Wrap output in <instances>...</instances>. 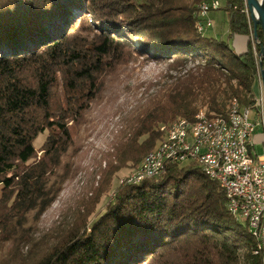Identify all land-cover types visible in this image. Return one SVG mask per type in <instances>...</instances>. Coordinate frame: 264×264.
Instances as JSON below:
<instances>
[{
    "label": "trees",
    "instance_id": "16d2710c",
    "mask_svg": "<svg viewBox=\"0 0 264 264\" xmlns=\"http://www.w3.org/2000/svg\"><path fill=\"white\" fill-rule=\"evenodd\" d=\"M206 1L0 0V264H264L223 190L192 162L136 184L125 178L95 211L111 178L134 172L173 121H192L201 109L225 117L233 102L254 107L250 42L236 55L227 41L197 32ZM219 10L230 14L228 39L248 37L245 0H224ZM257 37L260 51V28ZM135 53L184 73L110 143L72 221L37 252L35 224L78 173L71 158L90 105Z\"/></svg>",
    "mask_w": 264,
    "mask_h": 264
},
{
    "label": "rangeland",
    "instance_id": "374dc122",
    "mask_svg": "<svg viewBox=\"0 0 264 264\" xmlns=\"http://www.w3.org/2000/svg\"><path fill=\"white\" fill-rule=\"evenodd\" d=\"M219 2L221 6L224 5V0H219ZM210 18L212 28L206 30L204 34L206 37L227 41L236 55L245 51L248 39L244 37L227 38L230 21L228 12L219 10L211 13ZM191 66L192 64L188 65V67ZM183 71L184 69L173 68L169 62L154 61L135 53L134 59L127 66L119 68L117 73L110 77L101 95L90 105L85 124L76 136L77 155L71 158V166L78 169L76 177L64 182L56 202L35 224L33 238L39 243L37 252L43 245L51 243L52 237L60 233L72 221L81 198L88 193L92 185H96L98 171L104 167V162L101 163L100 159L102 154L107 152L110 143L125 135L135 117L153 99L163 94L175 78L182 76ZM256 94L257 97H263L261 84L257 87ZM201 107L198 104V109ZM45 136L46 134L40 135L34 141L36 150L41 147ZM263 139V129L260 126L256 128L253 137L255 144L253 152L257 155L262 154ZM131 172L132 169L126 167L111 178L110 188L101 194L96 212L104 209V205L111 198L114 190L120 187ZM90 220H93V215ZM237 221L244 225L242 220L237 219ZM4 257H6L4 252H0V260Z\"/></svg>",
    "mask_w": 264,
    "mask_h": 264
},
{
    "label": "built area",
    "instance_id": "2783aa9c",
    "mask_svg": "<svg viewBox=\"0 0 264 264\" xmlns=\"http://www.w3.org/2000/svg\"><path fill=\"white\" fill-rule=\"evenodd\" d=\"M221 4L219 0L208 1L207 5L200 7V11L197 12V16L201 19L203 35L206 30L212 28V19L210 14L220 9ZM245 14L248 21V41L250 42L251 51L253 53L254 61L257 68V87L261 84V69H262V56L259 51V41L256 38L253 24L250 18L249 10L245 2ZM263 92V91H262ZM254 107H243V113H246V117L249 119V126L240 125L239 135L235 136V144H228L227 146H220V132L218 136L209 137V149L204 154H197V162L194 163L198 167V160H206V167L202 168L205 175L210 178H215L216 182L222 186H226L228 189H232V193L235 195L234 210L235 215L238 218L244 220V224L248 225L253 232L260 235V246L264 252V139L262 142V154L256 155L255 167H247L245 160L244 145H251L254 149V132L256 128L262 127L264 136V113H263V97L254 98ZM211 116H202L201 112H198L197 118H199L198 128L206 129L211 127H205L206 118ZM235 117V115H234ZM239 120V119H236ZM188 119H185V124L181 126H187ZM180 139L177 136V127L174 133H172V140ZM171 144V143H170ZM170 150V145L167 147ZM180 149H183L181 147ZM161 150V149H160ZM160 153V152H159ZM188 153H196L192 150L186 151ZM223 153H230V160H223ZM180 159H176L178 162ZM228 162V171H220V163ZM164 170H159V164L154 163L151 167L137 166L134 175H131L128 181H124L126 184H136L140 181V172H148V179L158 176Z\"/></svg>",
    "mask_w": 264,
    "mask_h": 264
},
{
    "label": "bare ground",
    "instance_id": "6f19581e",
    "mask_svg": "<svg viewBox=\"0 0 264 264\" xmlns=\"http://www.w3.org/2000/svg\"><path fill=\"white\" fill-rule=\"evenodd\" d=\"M212 1V0H210ZM207 2H202L197 6V12L200 11V7H204L207 5ZM196 12V16H197ZM197 32L202 31V23L201 19L197 16ZM235 115V117H234ZM202 116H207L202 113ZM239 119V120H236ZM185 124V119H177L170 123L167 128L166 136L164 140L149 154H147L143 162L140 166L151 167L154 163L159 164V170H163L164 166L167 164H178L182 165L185 163H196L197 162V154H204L209 149V137L218 136L220 132V146H227L228 144H235V136L230 135H239L240 134V125L241 126H249V119L246 117V113H243V108H241L238 103L233 102L227 111L225 117H211L206 118L205 127H211L206 129L198 128L199 126V118L197 115L194 117L192 121L187 122L186 130L185 126H181ZM177 127V136L180 139L172 140V133H174L175 128ZM192 142H193V151L196 153H188L186 155V151L192 150ZM171 143V144H170ZM170 145V150L167 147ZM183 147V149H180ZM161 149V150H160ZM160 152V153H159ZM245 152V160L247 162V167H255L256 163V155L253 152V146L244 145ZM178 160V162L176 161ZM223 160H230V153H223ZM198 167H206V160H198ZM201 171L204 173L202 168ZM136 171V170H135ZM220 171H228V162L220 163ZM131 175H134V172H131L125 179L128 181ZM210 178V176L206 175ZM148 179V172H140V181ZM216 181L215 178H210ZM124 183V182H123ZM138 183V182H136ZM218 183V182H217ZM219 187L223 190L224 195L227 200V208L229 213L237 220H242V218H238L235 215L234 205L235 204V195L232 193V189H228L226 186L220 185ZM247 226L248 232L250 235L257 241V248L255 253L261 250L260 246V235L256 232H253L250 227Z\"/></svg>",
    "mask_w": 264,
    "mask_h": 264
},
{
    "label": "water",
    "instance_id": "95a60500",
    "mask_svg": "<svg viewBox=\"0 0 264 264\" xmlns=\"http://www.w3.org/2000/svg\"><path fill=\"white\" fill-rule=\"evenodd\" d=\"M246 6L250 13V18L253 24V30L257 37V30L260 28L264 39V0H245ZM260 55L263 57L261 69V82L263 91V113H264V49L261 48Z\"/></svg>",
    "mask_w": 264,
    "mask_h": 264
},
{
    "label": "crops",
    "instance_id": "0c3cea01",
    "mask_svg": "<svg viewBox=\"0 0 264 264\" xmlns=\"http://www.w3.org/2000/svg\"><path fill=\"white\" fill-rule=\"evenodd\" d=\"M236 37H242V36H236ZM244 38H246V37H244ZM247 39V38H246ZM246 44H247V42H246ZM243 53V52H242ZM263 262H264V256H263Z\"/></svg>",
    "mask_w": 264,
    "mask_h": 264
}]
</instances>
